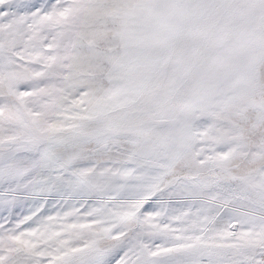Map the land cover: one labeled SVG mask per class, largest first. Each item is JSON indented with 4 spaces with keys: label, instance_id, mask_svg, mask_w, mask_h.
Wrapping results in <instances>:
<instances>
[{
    "label": "snow or ice",
    "instance_id": "1",
    "mask_svg": "<svg viewBox=\"0 0 264 264\" xmlns=\"http://www.w3.org/2000/svg\"><path fill=\"white\" fill-rule=\"evenodd\" d=\"M0 264H264V0H0Z\"/></svg>",
    "mask_w": 264,
    "mask_h": 264
}]
</instances>
